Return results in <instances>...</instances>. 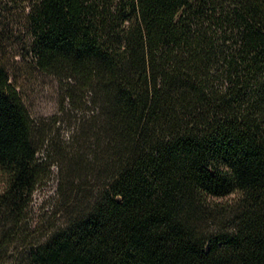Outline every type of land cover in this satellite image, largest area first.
I'll return each mask as SVG.
<instances>
[{"label":"trees","instance_id":"16d2710c","mask_svg":"<svg viewBox=\"0 0 264 264\" xmlns=\"http://www.w3.org/2000/svg\"><path fill=\"white\" fill-rule=\"evenodd\" d=\"M9 54L64 84L70 141ZM0 180V264H264V0H0Z\"/></svg>","mask_w":264,"mask_h":264},{"label":"rangeland","instance_id":"374dc122","mask_svg":"<svg viewBox=\"0 0 264 264\" xmlns=\"http://www.w3.org/2000/svg\"><path fill=\"white\" fill-rule=\"evenodd\" d=\"M6 62L10 65L12 78L17 82L19 89L22 91L26 105L32 116L40 118H53L57 116L60 122L56 127H59L57 129H59L61 138L64 141H70L73 128L76 127V123L78 122L76 114L79 116L81 113L70 109L71 105L64 97L66 92L64 84L55 76L33 68L28 64V59L23 61L20 56L14 57L9 54L6 57ZM75 102L78 105H83V108H85L83 100L77 99ZM54 158L55 155L52 159L54 160ZM66 173V169L63 170V167H61V163L53 162L50 179L47 184L37 191L35 196L31 214L33 224L38 219H45L51 216L50 211L59 198L58 189L60 181ZM2 186L3 184L0 180V190ZM52 220L53 218L48 222H52ZM43 233L44 231L40 235ZM35 236L37 237L38 235ZM34 240H37V238ZM7 258L5 264H12L15 254H9Z\"/></svg>","mask_w":264,"mask_h":264}]
</instances>
